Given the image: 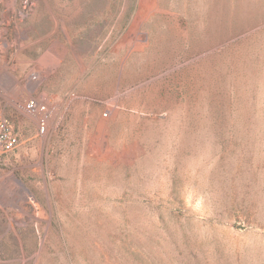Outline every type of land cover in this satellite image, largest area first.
Listing matches in <instances>:
<instances>
[{"label":"rangeland","instance_id":"rangeland-1","mask_svg":"<svg viewBox=\"0 0 264 264\" xmlns=\"http://www.w3.org/2000/svg\"><path fill=\"white\" fill-rule=\"evenodd\" d=\"M0 112V264H264V0H0Z\"/></svg>","mask_w":264,"mask_h":264},{"label":"built area","instance_id":"built-area-1","mask_svg":"<svg viewBox=\"0 0 264 264\" xmlns=\"http://www.w3.org/2000/svg\"><path fill=\"white\" fill-rule=\"evenodd\" d=\"M29 108H33L41 113L46 111V106L38 107V104L34 101L29 104ZM16 146L17 136L15 132L9 124L5 123V121L0 118V149H2L4 152H10L14 150Z\"/></svg>","mask_w":264,"mask_h":264},{"label":"flooded vegetation","instance_id":"flooded-vegetation-1","mask_svg":"<svg viewBox=\"0 0 264 264\" xmlns=\"http://www.w3.org/2000/svg\"><path fill=\"white\" fill-rule=\"evenodd\" d=\"M0 118H1V112H0Z\"/></svg>","mask_w":264,"mask_h":264}]
</instances>
